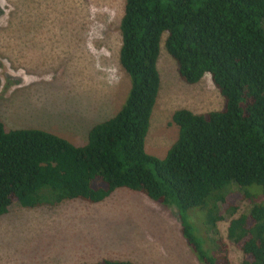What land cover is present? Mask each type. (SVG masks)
Here are the masks:
<instances>
[{"label":"trees","instance_id":"trees-1","mask_svg":"<svg viewBox=\"0 0 264 264\" xmlns=\"http://www.w3.org/2000/svg\"><path fill=\"white\" fill-rule=\"evenodd\" d=\"M119 30L129 89L84 144L37 128L6 130L0 118V216L12 204L97 203L126 188L173 206L202 264H232L217 225L225 217L242 264H264V202L252 201L257 187L264 195V0H125ZM162 42L179 78L195 84L209 74L223 105L205 113L175 110L177 137L159 157L145 150V139L160 89ZM232 192L251 199L246 212L236 215L227 201ZM192 208L205 211L207 250L187 220Z\"/></svg>","mask_w":264,"mask_h":264},{"label":"rangeland","instance_id":"rangeland-1","mask_svg":"<svg viewBox=\"0 0 264 264\" xmlns=\"http://www.w3.org/2000/svg\"><path fill=\"white\" fill-rule=\"evenodd\" d=\"M125 0H0V118L6 130L37 128L76 145L90 128L120 108L129 78L118 60ZM160 89L145 139L163 157L177 137L172 113L220 109L223 99L210 75L183 82L163 42ZM259 189L256 186L248 190ZM250 193H252L250 191ZM252 196L264 202V195ZM227 201L246 212L251 199L232 192ZM263 204V203H262ZM205 250V211L187 210ZM229 219L218 222L232 264L242 253L227 239ZM136 264H202L180 231L177 210L144 194L116 189L97 203L65 200L34 208L12 204L0 216V264H79L102 259Z\"/></svg>","mask_w":264,"mask_h":264}]
</instances>
